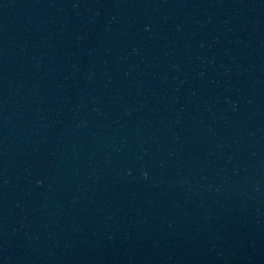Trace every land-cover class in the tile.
Returning <instances> with one entry per match:
<instances>
[{
	"label": "water",
	"instance_id": "obj_1",
	"mask_svg": "<svg viewBox=\"0 0 264 264\" xmlns=\"http://www.w3.org/2000/svg\"><path fill=\"white\" fill-rule=\"evenodd\" d=\"M0 264H264V0H0Z\"/></svg>",
	"mask_w": 264,
	"mask_h": 264
}]
</instances>
